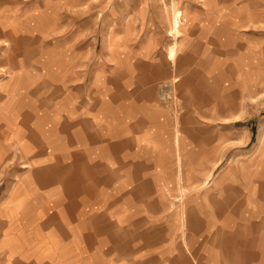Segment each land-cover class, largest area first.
<instances>
[{"label":"crops","instance_id":"0c3cea01","mask_svg":"<svg viewBox=\"0 0 264 264\" xmlns=\"http://www.w3.org/2000/svg\"><path fill=\"white\" fill-rule=\"evenodd\" d=\"M120 42L129 54L126 41ZM109 54L113 57L111 50ZM147 59H133L134 70L129 71L122 68L121 57L113 61L111 72L98 66L85 91L57 93L60 86H54V92L31 97V104L39 101L36 108L26 109L37 116L35 124L30 131L17 124L15 145L24 158L21 180L0 207L13 214L6 215L13 221L8 237L15 232L24 236L26 264H264V158L245 161L244 166L254 167L247 181L239 183L241 189L224 184L221 192L216 186L228 178L222 175L203 189L197 171L206 161L193 140L195 132L189 130V145L177 124L179 163L177 116L166 115L157 100L149 107L159 118L133 107L142 97L128 83L132 75H140ZM69 62L67 78L80 71L76 62ZM62 72L60 66L50 71L48 81L60 85ZM16 82L8 96L2 91L3 98H13L23 87L33 89L32 82ZM16 133L0 128V146ZM208 162V167L216 164ZM176 200L179 208L174 210L170 206ZM163 223L165 236L159 239ZM176 224L178 245L172 238ZM242 231L245 240L238 239Z\"/></svg>","mask_w":264,"mask_h":264},{"label":"rangeland","instance_id":"374dc122","mask_svg":"<svg viewBox=\"0 0 264 264\" xmlns=\"http://www.w3.org/2000/svg\"><path fill=\"white\" fill-rule=\"evenodd\" d=\"M162 1L0 0V101L5 100L2 91L5 89L8 96L13 84H18L16 81L34 83L32 90L27 86L15 94L13 112H6L18 113V126L23 125L21 128L30 131L37 116L26 109L39 105V101L31 104L35 102L31 97H38L44 90L54 92V86H60L57 93L64 89L85 91L98 66L111 72L113 61L121 57L122 68L133 69V59L148 58L139 67L140 75H132L128 83L132 89L136 88L135 96L142 97L139 101L136 97L137 104L133 107L142 109L146 115L156 113L159 118L162 115L150 109L151 103L157 100L165 106L166 115L175 120L174 110L168 107L175 103L185 141L192 144L189 130H193L201 161H206L197 171L202 188L222 175L228 178H223L216 188L227 184L241 189L239 183L247 181L248 171L254 167L244 166L245 161L264 158V139L263 142L259 139L264 138V0H178V7L185 10L186 18L177 39L180 52L175 79L180 81L175 84L173 69L164 63L171 38L162 20V14L170 11L172 0ZM120 41H126L129 54H124ZM68 60L76 61L75 69L80 70L70 78L66 73ZM59 66L63 71L62 81L60 85H53L48 78ZM190 69L194 76L188 74ZM119 80L115 79L117 83ZM169 89L175 91L172 99L165 101L161 91ZM210 160L216 163L213 167H208L212 166ZM23 167L24 158H19L15 147L0 161L1 209L6 196L18 184ZM172 202L171 208H179L178 200ZM11 223L12 218L0 212V264H26L24 236L20 232L7 235ZM18 226L23 227V222ZM159 227L161 239L165 236V223ZM172 228L174 244L178 245L177 224ZM207 238L212 239V235ZM239 238L245 240L243 231L238 234ZM177 256L183 258L181 253Z\"/></svg>","mask_w":264,"mask_h":264},{"label":"bare ground","instance_id":"6f19581e","mask_svg":"<svg viewBox=\"0 0 264 264\" xmlns=\"http://www.w3.org/2000/svg\"><path fill=\"white\" fill-rule=\"evenodd\" d=\"M164 1V0H163ZM162 1V3H164ZM178 0H172V2H171V4H170V11L168 12V13H165L164 15L162 14V20H163V23H164V25H165V27H166V34L171 38V42H170V44L167 46V48H166V51H165V61L167 62V66L168 65H170L171 67H172V69H173V71H174V77H173V79H172V81L173 80H175L173 83L175 84L176 82H179L180 81V78L179 79H175V78H178L177 77V75H176V73L178 72V68H179V59H177L178 58V55H179V52H180V47H179V43H177V39H178V37L180 36V34H181V32H182V27H183V22H184V20H185V18H186V14H185V10L184 9H181V8H179L178 7V2H177ZM159 2H161V1H159ZM170 3V2H169ZM161 4V3H160ZM206 5V4H205ZM163 6V5H162ZM165 6H163V8H164ZM160 9V8H159ZM166 9H167V7H166ZM0 11H1V9H0ZM167 11V10H166ZM165 11V12H166ZM8 12V11H7ZM160 12H161V10H160ZM6 13V12H5ZM54 14V13H53ZM166 14H167V16H166ZM9 16V15H8ZM50 16V15H49ZM5 17H1V19L3 20ZM14 18V17H13ZM44 19V18H43ZM49 19V18H48ZM160 20V19H159ZM12 21H13V19H12ZM56 21V20H55ZM41 22V21H40ZM46 22V21H45ZM1 23V22H0ZM2 23H4V22H2ZM56 23V22H55ZM12 24V23H11ZM43 24V23H42ZM46 25V24H45ZM5 26V25H4ZM42 26V25H41ZM200 26V25H199ZM56 27V26H55ZM58 27V26H57ZM21 28V27H20ZM36 29V28H35ZM47 29V28H46ZM6 30V29H5ZM26 30V29H25ZM57 30V29H56ZM12 31V33L14 34V35H16L15 33H14V31L13 30H11ZM30 31V30H29ZM32 31V30H31ZM46 31V30H45ZM52 32H53V30H52ZM125 32V31H124ZM28 33V32H27ZM139 34V33H138ZM48 35V34H47ZM138 37V36H137ZM115 38V37H114ZM127 40V39H126ZM7 42V41H6ZM212 46V45H211ZM150 47H152V46H150ZM7 48H9V47H7ZM151 49V48H150ZM8 50V49H7ZM4 51V50H3ZM139 51V50H138ZM138 51H136V52H138ZM140 51H142V50H140ZM149 54V53H148ZM136 55V54H135ZM146 55V54H145ZM5 56V55H4ZM0 57H2V56H0ZM145 59V58H144ZM76 62V61H75ZM58 63H60V62H58ZM165 63V62H164ZM166 64V63H165ZM10 67H12V66H10ZM189 67V66H188ZM8 68V67H7ZM58 68V67H57ZM128 68V67H127ZM126 68V69H127ZM2 69V68H1ZM8 69H12V68H8ZM129 69V68H128ZM127 69V71H129ZM134 70V69H133ZM129 73V72H128ZM132 72H130V74H131ZM65 74V73H64ZM188 74L189 75H191V76H194L193 75V73L191 72V69H190V71L188 72ZM105 83V82H104ZM103 83V84H104ZM10 84V83H9ZM16 84V83H15ZM95 84V83H94ZM29 85V84H28ZM1 86V85H0ZM21 86H23V85H21ZM20 86V87H21ZM27 86V85H26ZM4 87V86H3ZM7 87V86H6ZM17 87V86H16ZM19 87V88H20ZM96 88V87H95ZM16 88L14 87V89L13 90H15ZM5 90V89H4ZM3 90V91H4ZM10 90V89H9ZM12 90V91H13ZM174 90V89H173ZM17 91V90H16ZM175 91V90H174ZM174 91H171L172 92V94H171V92H170V89L169 90H167V91H165V92H163V91H161V96H162V99L163 100H167V99H169V98H171L172 99V95H173V93H174ZM10 92V91H9ZM14 93V92H13ZM15 95V94H14ZM9 98V97H8ZM6 99V100H3V102H1L0 101V128H2V127H8V129H13L14 131L16 130L17 131V133L14 135V136H12L11 138H10V140H9V143H6V145H4V143H3V145H1L0 146V160L1 159H4L5 158V155H6V151L8 150V152L11 150V147L12 146H15L16 147V145H15V142H18V127H17V114H13V113H11V114H9V113H6L7 111H10L11 110V112H13V109H14V107H15V105H16V97L14 96L13 98H9V99ZM174 99V98H173ZM169 101V100H168ZM143 102V101H142ZM29 103V102H28ZM27 103V104H28ZM124 103V102H123ZM175 104V103H174ZM173 103H172V105L171 106H169L168 105V107H171L172 108V110H174V116L173 117H175V119H176V114H177V109L175 110V105H174ZM62 106V105H61ZM28 107V106H27ZM161 108V107H160ZM179 108V107H178ZM62 109V108H61ZM164 109V108H163ZM66 111V110H65ZM163 111V110H162ZM165 111H167V110H165ZM169 111V110H168ZM179 111V110H178ZM165 113V112H164ZM42 123V122H41ZM153 123V122H152ZM175 124L177 125L178 124V122L177 121H175ZM2 126V127H1ZM154 127V126H153ZM23 129V128H22ZM25 130V129H24ZM44 131H45V129H43ZM21 132V131H20ZM42 132V131H41ZM13 133V132H12ZM22 133V132H21ZM23 134H25L24 132H23ZM41 134V133H40ZM179 128H178V125H177V130H176V134H175V137H174V141H175V149H176V153H175V155H176V157H177V159H178V162L180 163V161H181V157H180V149H179V147H180V145H179V143H180V141H179ZM4 135V134H3ZM10 135V134H9ZM42 135V134H41ZM43 137V136H42ZM21 138V137H20ZM181 138V137H180ZM25 139V138H24ZM23 139V140H24ZM260 141H262L263 142V136H260ZM8 140V139H7ZM22 140V141H23ZM5 141V140H4ZM26 141V140H25ZM27 142H28V140H27ZM190 142V141H189ZM19 143V142H18ZM17 148V147H16ZM88 155V154H87ZM42 158V157H41ZM41 164V163H40ZM208 173V172H207ZM179 174V173H178ZM181 179V176H180V174H179V176H178V180H180ZM180 182V181H179ZM35 184V183H34ZM180 188V187H179ZM183 189V188H182ZM181 190V189H180ZM52 191V190H51ZM185 191V190H184ZM182 192V191H181ZM86 197V196H85ZM8 202H10V201H8ZM5 203V202H4ZM18 206V205H17ZM32 208V207H31ZM35 208V207H34ZM33 209V208H32ZM30 210V209H29ZM3 212V211H2ZM4 213V212H3ZM27 214V213H26ZM33 214V213H32ZM7 215V214H6ZM11 215H13V214H9V215H7V216H11ZM54 231V230H53ZM162 245V244H161ZM10 261V260H9Z\"/></svg>","mask_w":264,"mask_h":264}]
</instances>
